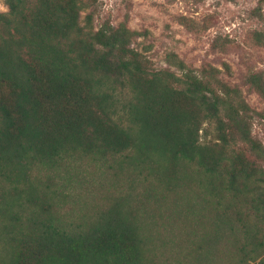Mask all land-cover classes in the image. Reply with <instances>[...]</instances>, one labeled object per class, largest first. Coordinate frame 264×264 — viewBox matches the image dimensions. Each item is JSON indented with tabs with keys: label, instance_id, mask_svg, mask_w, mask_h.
<instances>
[{
	"label": "trees",
	"instance_id": "16d2710c",
	"mask_svg": "<svg viewBox=\"0 0 264 264\" xmlns=\"http://www.w3.org/2000/svg\"><path fill=\"white\" fill-rule=\"evenodd\" d=\"M93 4L6 0L0 12V171L12 184L1 195L3 213L17 220L13 206L35 197V168L80 151L123 156L169 182L198 173L202 199L218 197V211L234 208L245 230L240 262L264 264V227L249 224L255 217L264 225V145L252 136L251 107L216 67L191 68L172 54L168 64L179 73L150 69L133 47L139 32L124 23L96 27L92 13L82 15ZM251 84L264 97V74ZM207 123L216 125L219 152L200 143ZM238 142L253 159L226 149ZM35 224L11 234L2 264L141 262V242L120 216L77 231L51 216Z\"/></svg>",
	"mask_w": 264,
	"mask_h": 264
},
{
	"label": "rangeland",
	"instance_id": "374dc122",
	"mask_svg": "<svg viewBox=\"0 0 264 264\" xmlns=\"http://www.w3.org/2000/svg\"><path fill=\"white\" fill-rule=\"evenodd\" d=\"M91 2L93 6L82 15L92 13L96 27L106 22L115 26L124 23L139 32L133 47L150 69L179 73L177 67L168 64L172 54L191 68H218L217 75L237 88L251 107L252 136L264 145V97L251 84L252 75L264 74V2ZM7 11L6 0H0V12ZM200 143L211 145L216 152L223 149L215 124L203 126ZM226 149L245 151L253 159L241 142L228 144ZM200 177L195 173L193 178L169 182L123 156L75 152L60 165L33 169L31 182L37 193L31 201L24 199L22 205L13 206L18 219L12 221L3 213L1 200L2 192L12 184L0 171V264L11 251V234L17 235L21 229L31 233L35 222L49 216L65 229L76 231L88 229L106 217L120 216L141 242L139 264H260L262 257L240 262L244 252L239 247L246 241L245 230L234 220V208L218 211V197L202 199ZM222 201L224 206L229 204ZM221 212L232 216L221 217ZM249 224L264 227L255 217L249 219ZM14 248L20 250L16 244Z\"/></svg>",
	"mask_w": 264,
	"mask_h": 264
}]
</instances>
